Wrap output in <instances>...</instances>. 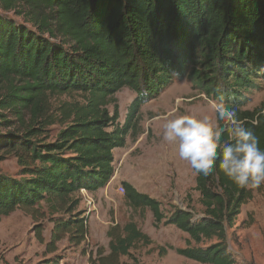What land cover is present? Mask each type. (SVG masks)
I'll return each mask as SVG.
<instances>
[{"label":"trees","instance_id":"1","mask_svg":"<svg viewBox=\"0 0 264 264\" xmlns=\"http://www.w3.org/2000/svg\"><path fill=\"white\" fill-rule=\"evenodd\" d=\"M262 69L264 0H0V119L13 129L0 132V163L13 156L21 168V178L0 174V222L17 209L36 219L48 216L54 224L50 245L66 236L82 245L88 218L78 210L76 194L111 183L114 151L124 147L131 122L174 76L188 79L209 99H223L264 150V119L252 124L264 103L244 110V92L264 79ZM123 88L137 98L121 126L118 108L111 113L108 105ZM71 94L83 102L53 110L52 97ZM54 126L60 129L53 137ZM230 143L225 134L220 151ZM122 187L133 211L148 209L157 225L164 222L190 237L178 255L201 264H237L227 229L252 189L228 179L219 160L212 173L196 176L201 219L180 208L167 217L158 201L127 182ZM108 236L110 252L99 253L98 264H120L137 243H150L133 222Z\"/></svg>","mask_w":264,"mask_h":264},{"label":"rangeland","instance_id":"2","mask_svg":"<svg viewBox=\"0 0 264 264\" xmlns=\"http://www.w3.org/2000/svg\"><path fill=\"white\" fill-rule=\"evenodd\" d=\"M7 15L23 24V18L13 13ZM24 25L32 27L30 23ZM244 95L249 99L245 111L259 109L264 103V79L256 80L255 87ZM136 98L137 94L129 88H123L111 98L108 109L113 113L118 108L121 126L125 125ZM210 101L214 100L198 91L188 79L174 76L165 89L145 101L131 122L124 147L114 151L115 174L111 183L96 192L76 194L78 210L85 211L88 218L86 241L74 246L66 236L55 246L50 245L54 229L50 218L36 219L32 213L17 209L0 222V264H98V254L108 256L110 252V229L122 228L129 222L135 223L149 237L150 243H137L130 257L120 258V264H201L176 252L188 246L190 237L186 233L164 222L157 225L148 209L133 211L120 188L123 182L131 184L138 192L158 201L167 217L175 208H180L193 213L195 220L201 219L204 208L196 190V176L192 175L190 165L179 158L176 145L163 140L162 133L167 118L181 114L201 118L207 115L219 125ZM82 102L80 94L51 98L53 110L63 103ZM6 115L12 119L9 113ZM1 122L0 119L2 134L13 130L2 126ZM52 129L54 137L60 127ZM0 174L21 178L16 158L9 156L1 162ZM86 198L93 200L95 208H88ZM59 217L67 218L66 215ZM39 230H42L41 236ZM227 243L237 264H264V186L252 189L251 200L242 207L234 225L227 229ZM191 245L197 246L193 242ZM162 249L167 252L164 256L160 254Z\"/></svg>","mask_w":264,"mask_h":264},{"label":"clouds","instance_id":"3","mask_svg":"<svg viewBox=\"0 0 264 264\" xmlns=\"http://www.w3.org/2000/svg\"><path fill=\"white\" fill-rule=\"evenodd\" d=\"M210 103L216 120L225 122L223 126L207 115L202 118L176 115L167 118L163 125V140L176 145L179 158L190 165L193 176L209 175L219 160L220 170L236 186L244 189L264 186V150L255 132L245 126V121L223 99ZM261 119L264 110L256 113L252 124H259ZM225 134L233 143L223 145L220 151Z\"/></svg>","mask_w":264,"mask_h":264},{"label":"built area","instance_id":"4","mask_svg":"<svg viewBox=\"0 0 264 264\" xmlns=\"http://www.w3.org/2000/svg\"><path fill=\"white\" fill-rule=\"evenodd\" d=\"M120 190H121L122 193H124V188L123 187H121ZM82 191H85V190H82ZM85 192L87 193V191H85ZM86 204H87V206H88V208L90 210L95 208V204H94L93 200L90 199V198L89 199L86 198Z\"/></svg>","mask_w":264,"mask_h":264}]
</instances>
